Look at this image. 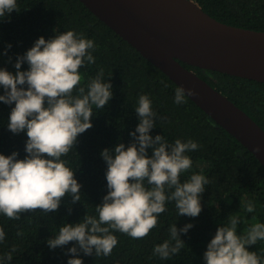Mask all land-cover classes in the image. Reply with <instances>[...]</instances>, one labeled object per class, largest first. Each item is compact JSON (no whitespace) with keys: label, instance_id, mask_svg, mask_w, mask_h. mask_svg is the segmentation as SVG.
I'll return each instance as SVG.
<instances>
[{"label":"trees","instance_id":"obj_1","mask_svg":"<svg viewBox=\"0 0 264 264\" xmlns=\"http://www.w3.org/2000/svg\"><path fill=\"white\" fill-rule=\"evenodd\" d=\"M193 1L222 23L264 31V0ZM69 30L93 40L96 46L92 51L95 64L86 63L80 69L81 86L86 87L103 69V79L111 83L113 97L104 109L93 106V127L79 135L74 148L62 157L81 185L80 201L73 204L69 194L57 211L22 213L19 220L0 214V228L5 233L0 242V264H67L73 258L66 253L76 246L75 242L50 250L47 240L54 238L64 224L75 225L85 215H98L95 207L108 192L107 165L100 153L119 143L127 147L132 142L130 133L139 123L135 108L140 95L149 96L157 113L156 126L150 132L153 138L164 136L170 144L176 139H191L199 145L196 151L187 153L193 165L180 179L185 182L192 174H202L210 180L201 195L202 211L195 218L178 216L175 203L166 202V211L144 239L134 240L113 232L118 244L109 256H85L80 252L76 258L82 259L83 264H205L203 254L208 243L218 227L229 224L231 216L242 219L237 226L238 235L245 234L255 223H264V167L256 157L187 96L183 104L174 103L177 86L79 0H17L16 10L0 17V69L14 74L17 56L24 55L37 39L44 37L47 41ZM181 64L225 95L264 130V83ZM27 69V63L22 65V71ZM3 94L0 87V95ZM13 107L14 104L0 102V154L9 156L17 152L18 159H24L26 132L16 135L8 130ZM148 154L152 155L151 149ZM248 201L255 204L253 213L245 210ZM173 224L178 229L186 224L193 227L186 235L180 234L185 244L181 251L162 260L153 255V248L170 240L169 228ZM246 247L264 260V241Z\"/></svg>","mask_w":264,"mask_h":264},{"label":"clouds","instance_id":"obj_2","mask_svg":"<svg viewBox=\"0 0 264 264\" xmlns=\"http://www.w3.org/2000/svg\"><path fill=\"white\" fill-rule=\"evenodd\" d=\"M16 8L17 0H0V17ZM95 47L93 40L69 30L47 41L44 37L37 39L24 55L17 56L14 74L0 69L4 93L0 102L15 105L8 130L16 135L26 132L28 138L24 159H18L17 152L0 154V214L10 220H19L22 213L36 210L55 212L69 194L73 204L81 199V185L62 157L74 148L79 135L93 127V106L104 109L113 97L111 83L103 79V69L86 87L81 86L80 69L86 63L95 64ZM25 63L28 69L22 71ZM193 95L196 93L191 89L178 86L174 103L183 104L185 96ZM135 112L139 123L130 133L132 142L127 147L119 143L100 153L107 165L108 192L95 207L98 215H85L75 225L64 224L54 238L47 240L50 250L75 242L76 246L66 253L73 257L67 264H83L76 258L80 252L85 256H109L118 244L113 232L144 239L166 211V202L175 203L178 216L195 218L202 211L201 195L210 180L202 174H192L185 182L180 179L193 165L187 153L196 151L199 145L191 139H176L170 144L164 136L153 138L150 132L156 126L157 113L149 96L138 97ZM148 149L152 150L151 156ZM245 210L253 213L255 204L248 201ZM240 223V217L231 216L228 225L217 228L203 254L205 264H264L261 256L246 247L264 241V223H255L238 235ZM192 227L186 224L178 229L173 224L170 240L154 246L153 255L167 260L178 254L185 245L180 234L186 235ZM4 239L0 228V242ZM7 260H12L10 253Z\"/></svg>","mask_w":264,"mask_h":264},{"label":"water","instance_id":"obj_3","mask_svg":"<svg viewBox=\"0 0 264 264\" xmlns=\"http://www.w3.org/2000/svg\"><path fill=\"white\" fill-rule=\"evenodd\" d=\"M264 167V130L181 62L264 83V31L222 23L193 0H79ZM259 148V151L256 149Z\"/></svg>","mask_w":264,"mask_h":264}]
</instances>
